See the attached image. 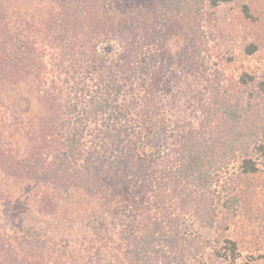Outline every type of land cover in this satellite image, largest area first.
Segmentation results:
<instances>
[{
    "label": "trees",
    "instance_id": "obj_1",
    "mask_svg": "<svg viewBox=\"0 0 264 264\" xmlns=\"http://www.w3.org/2000/svg\"><path fill=\"white\" fill-rule=\"evenodd\" d=\"M204 4L0 0V264H237L231 227L264 232V80L196 70V124L171 114L164 32Z\"/></svg>",
    "mask_w": 264,
    "mask_h": 264
},
{
    "label": "rangeland",
    "instance_id": "obj_2",
    "mask_svg": "<svg viewBox=\"0 0 264 264\" xmlns=\"http://www.w3.org/2000/svg\"><path fill=\"white\" fill-rule=\"evenodd\" d=\"M210 1L205 0V22L201 23V32L187 29L180 21H172L164 32L171 52L165 72L176 82L171 113L174 120H192L196 124L200 116V99L195 95L202 90V83L196 81V70L210 73L211 79L221 82L222 89L235 93L239 87L237 80L243 73L264 80V0H235L217 7H212ZM244 8H247L249 18L244 16ZM249 44H254L257 51L247 56L244 48ZM163 141V133L156 132L150 139V146L157 147ZM261 183V180L253 182L255 185ZM18 206V203L5 205L3 209L6 214L13 213L21 207ZM217 235L214 231H202L203 240ZM227 235L238 242L240 259L237 264H264V232L261 228L248 230L240 221ZM209 253V249L203 253L206 263Z\"/></svg>",
    "mask_w": 264,
    "mask_h": 264
}]
</instances>
